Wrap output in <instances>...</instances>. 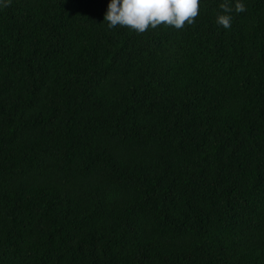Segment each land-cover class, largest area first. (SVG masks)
Returning <instances> with one entry per match:
<instances>
[{"label":"trees","instance_id":"obj_1","mask_svg":"<svg viewBox=\"0 0 264 264\" xmlns=\"http://www.w3.org/2000/svg\"><path fill=\"white\" fill-rule=\"evenodd\" d=\"M6 2L0 264H264V0L144 33Z\"/></svg>","mask_w":264,"mask_h":264},{"label":"clouds","instance_id":"obj_2","mask_svg":"<svg viewBox=\"0 0 264 264\" xmlns=\"http://www.w3.org/2000/svg\"><path fill=\"white\" fill-rule=\"evenodd\" d=\"M200 0H110L103 20L109 29L117 26L130 31L144 33L149 28L161 25L182 29L194 23L199 15ZM4 6H8L5 0ZM224 13L245 11L239 0L231 7L227 0L219 6ZM230 15H218L217 24L225 29L231 27Z\"/></svg>","mask_w":264,"mask_h":264}]
</instances>
